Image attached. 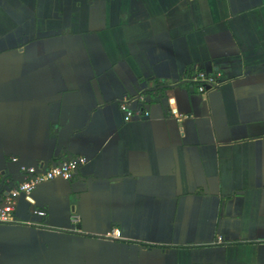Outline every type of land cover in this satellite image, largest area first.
Segmentation results:
<instances>
[{
  "label": "crops",
  "instance_id": "crops-1",
  "mask_svg": "<svg viewBox=\"0 0 264 264\" xmlns=\"http://www.w3.org/2000/svg\"><path fill=\"white\" fill-rule=\"evenodd\" d=\"M76 157L0 264H264V0H0V178Z\"/></svg>",
  "mask_w": 264,
  "mask_h": 264
},
{
  "label": "built area",
  "instance_id": "built-area-1",
  "mask_svg": "<svg viewBox=\"0 0 264 264\" xmlns=\"http://www.w3.org/2000/svg\"><path fill=\"white\" fill-rule=\"evenodd\" d=\"M190 84L197 90L198 93H207L219 87L220 80L217 74H207L200 70H195L185 76L182 80ZM147 102L146 96H139L132 100H126L120 104V111L124 115L126 122L130 121L134 116L148 117V112L142 109V105ZM135 103L139 106L132 110L131 106ZM86 162L83 157H76L72 160H65L58 165L38 171L32 167L22 166L20 168V176L18 181H13L11 178L2 176L0 178V224L3 225H31L30 222L21 223L14 216V211L17 207L18 200L21 197H27L39 185L54 179H63L71 181L74 179L78 169ZM32 216L44 218L46 213L44 211L34 210ZM78 217H73L71 223L73 226L78 224ZM110 237L119 238L120 232L114 229L110 233ZM223 242L222 237H218L217 244Z\"/></svg>",
  "mask_w": 264,
  "mask_h": 264
},
{
  "label": "water",
  "instance_id": "water-1",
  "mask_svg": "<svg viewBox=\"0 0 264 264\" xmlns=\"http://www.w3.org/2000/svg\"><path fill=\"white\" fill-rule=\"evenodd\" d=\"M63 161H65V160H63ZM62 161H60L59 163H61ZM59 163H56V164H54V165H52V166H55V165H58ZM21 168V167H20ZM16 181H18V180H16ZM15 181V182H16Z\"/></svg>",
  "mask_w": 264,
  "mask_h": 264
}]
</instances>
